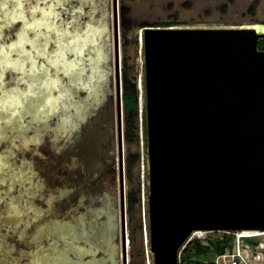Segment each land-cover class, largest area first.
<instances>
[{
    "label": "water",
    "instance_id": "95a60500",
    "mask_svg": "<svg viewBox=\"0 0 264 264\" xmlns=\"http://www.w3.org/2000/svg\"><path fill=\"white\" fill-rule=\"evenodd\" d=\"M111 11L120 139L117 0ZM138 37L153 264H179L195 232H264V24L142 27ZM119 167L122 190L121 150ZM121 240L126 264L123 202Z\"/></svg>",
    "mask_w": 264,
    "mask_h": 264
},
{
    "label": "rangeland",
    "instance_id": "374dc122",
    "mask_svg": "<svg viewBox=\"0 0 264 264\" xmlns=\"http://www.w3.org/2000/svg\"><path fill=\"white\" fill-rule=\"evenodd\" d=\"M41 2L43 0H0V21L7 22L9 26L17 15L22 14L23 16L28 11L29 17L33 19L32 22H41V17L45 19V12L47 11L44 10L49 9L51 0H48V4L44 2L41 4ZM36 3L39 4H37V10L33 12ZM87 4L93 5V8H90L92 11L90 14L91 21L83 32L77 31L76 35H72L71 41L73 44L86 49L87 58H91L94 55L92 46L98 42L97 49L104 51L101 58L104 60L105 65L113 67L114 42L111 0H97V2L87 0ZM1 8H3L2 11ZM117 8L121 78L123 77V72L126 71L127 77L134 80L137 90V115L130 133H128L132 142L128 144L123 138L122 146L123 168L124 166L126 168L127 160L133 163L129 168L128 177L125 173V195L129 193L138 200L129 210V213L126 212L125 214L126 264H153V256L149 252L148 240L147 197L149 190L145 112L144 109L142 111L140 109L139 98L141 96L138 90L139 77L141 75L143 77V62L139 38H137L138 33L143 26L153 24H170L175 25L174 27L177 28L241 27L251 21L264 24V0H117ZM52 10L57 11L55 9ZM123 10L127 12V25L130 27V30L125 35H123L121 29V11ZM52 19L56 18L52 17ZM61 23L62 21L58 20L55 26L50 23L45 28L46 30L50 29L54 34L67 31V27L62 28ZM0 27L4 28L5 24L0 23ZM13 28L20 29V24L15 23ZM13 28L8 31L11 32ZM36 30L35 32H37ZM4 32L2 31V33ZM44 35L46 33L42 32L41 36ZM36 38L38 39V37ZM57 46V48L39 47L37 49L40 50L39 55L55 54L49 60L56 62V70H49V76L55 77L56 82L64 85L63 94L66 95L67 87H70V85L68 86L69 82L72 84L71 80L68 81V84H65L66 80L62 77L64 68L61 67V64H66L64 59L67 49L63 44ZM1 47L0 41V53ZM29 53L32 55L31 51ZM71 59L73 58L71 57ZM36 65L37 67H44L45 63L42 61ZM47 71L45 68V71L42 72L44 78L47 77ZM73 79L74 76H72ZM121 81L123 80L121 79ZM75 97L76 99L77 97L79 99L82 98L85 101L86 95L82 91H77L75 92ZM75 105L77 104L72 106L75 107ZM51 110L39 112V121L42 120L40 124L43 123V126L39 122H33L34 125L29 129L20 125L8 128L5 130L6 137L4 136V139L0 142V264H74L76 262L75 257L78 254L75 252L76 249L69 244L67 236H70L69 238H73V240L80 241L77 228L71 227L70 229L68 226L64 227L62 223L58 222L59 217L62 215V213L59 214L57 212V208L60 206L57 199L60 197L55 196V193L51 196L50 193L53 192L54 187L59 182L61 183L60 189L63 190V181L65 178H72L78 173L76 166L85 157L82 155L81 158H74L75 156L71 152L69 159L62 158L65 152L61 147V139L59 137L55 138L57 140L55 144L56 140L54 141L50 135L52 125H50L49 121L50 115L47 113ZM59 110L58 108L56 114H59ZM37 111H39V108L33 110V112ZM75 112L77 113L74 117L75 119L71 121L69 119L70 122H66L69 128L76 127L81 119H84L85 115H87L84 110L80 111L77 109ZM103 120L108 127L109 123L106 118ZM16 124H19V122H16ZM40 129H42V132ZM124 130V124L122 123L123 133ZM106 135L105 133L103 139L104 148L102 149L101 145L97 150L105 158H108L107 156H109L111 149L108 147ZM30 136H32L33 142L28 141ZM103 143L101 141V144ZM87 147L90 149L88 150V155H90L94 148L90 147V144H87ZM49 148H54L58 152L55 166L51 163L53 160L49 157ZM92 160L90 158L88 163H85L88 166H84V173L91 166ZM29 163V168L26 169L24 166ZM65 166H69V168L64 170ZM77 195V193L71 195L70 200L72 201ZM82 203L84 205L83 201ZM117 228L119 231V218L116 223L110 220L104 221L101 232L100 230L98 232L97 229L94 232L101 234L100 238L102 241L98 242L107 246L105 254L108 253L109 259L111 260L112 258L114 264H122L120 243H118L119 249L114 254H111V249L109 248V245L113 244L112 241H114L113 237L117 233ZM91 235L95 236L96 234L93 233ZM64 236L67 239L64 240ZM89 236L87 232H84L81 235V239L85 240L86 244L88 242L94 243L92 239H89ZM208 236H212V233H193L181 248V251L188 242L194 239L202 240ZM96 245L98 248L101 247L99 243H96ZM95 246L93 248H96ZM91 254L96 256L94 252ZM213 259L214 256L209 254L206 257H202L200 261H212ZM93 260L109 264L106 258H103V260L94 258ZM93 260L88 258L84 262L77 261L76 263L90 264Z\"/></svg>",
    "mask_w": 264,
    "mask_h": 264
},
{
    "label": "flooded vegetation",
    "instance_id": "af4514ba",
    "mask_svg": "<svg viewBox=\"0 0 264 264\" xmlns=\"http://www.w3.org/2000/svg\"><path fill=\"white\" fill-rule=\"evenodd\" d=\"M94 1L97 2V0ZM90 8H93V5L86 4V6L82 7L81 11L78 13V19L83 21L84 23L82 25H79L76 31L83 32L85 30V27H87V25L91 21L90 14L92 13V11L90 10ZM2 10L3 8H1V11ZM44 11L48 10L45 9ZM28 13L29 12L26 11L24 13L25 15L23 16L22 14L17 15L15 17V20L10 22L9 26L7 22L0 21L1 24H5L4 28L0 27V30L2 29V31H5L4 33L0 31V37H11V39H9L6 43L2 39H0L2 46L0 53V71L7 69V71H2V74L5 78V83L3 90H0V142L2 139H4L6 133L5 130L8 128H13L17 125H20L23 128L29 129L32 125H34L33 122H39V124L42 122V120H40L41 122L39 121V112L43 111H32L30 113L24 112L20 105L23 104V93L31 90V85L28 82L30 77L25 73L33 70L38 73H42L46 68L48 70V74L47 77L44 78L43 83L46 85L45 91L47 92L48 97L52 102L49 105V109H52V114L50 115L49 120L50 125H52V128L50 129L52 130L50 131L51 138H53L54 141L57 139V137L61 139V147L65 152V155H63L62 157L63 159H69L71 157V152L75 156H73L74 158H81L82 155L83 157H85V159L83 158L84 160L82 162H79L76 166L78 168V173H76V175H74L72 178H65L62 187L63 190L60 189L61 183L59 182L57 183V186L54 187L53 192L50 193L51 196H53V194L55 193V196L57 195V197H60L57 199L60 205L57 208V212L59 214L62 213V215L61 217H59L60 219H58V222L62 223L64 227L68 226L70 229L71 227L77 228V234L80 238V241L73 240V238H69L70 236H67L69 244L74 249H76L75 252L78 254L77 257H75L76 262H84L88 258H90L91 260H93L94 258H101L102 260L103 258H106L109 264H114L112 258L111 260L109 259L108 253L105 254L107 246L105 244H102L101 242H98L101 240V234H98V232L99 230L101 232V227L104 221L110 220L116 223L119 218V231L117 228V233L113 237L114 241H112L114 245L110 244L109 248L111 249V254H114L119 249L118 243H120L122 258L121 263L123 264V250L121 240V205L123 202L125 226V214L126 212L129 213V210L132 208L130 207V203L136 199L129 193L125 195L124 191L125 173L128 177V171L130 168L128 166L130 162L127 160L126 168L125 166L123 168V138L124 141H126L128 144L130 142H128L127 139V137L129 136H127V128L122 103L123 85L121 86L120 91L121 130L119 139L117 105L118 96L116 93L115 85L114 63L113 67L105 65L104 60L101 58V55L103 56L104 51L101 49H97L98 42L92 46V49L93 47H95L93 49L94 55L91 58H87L86 49L72 43L71 40L73 34L71 28H67V31H63V35H60V32L54 34L49 29L50 35L47 37V39L42 38L43 36H41V34L43 31H41L40 26L37 28V32H35L34 30L31 31V28L28 27L29 24H32L28 21ZM2 15L4 16V14ZM15 23L20 24V29L13 28V25ZM62 25L63 21L61 23V26ZM23 27H26V30H28V32H23ZM10 28H13L11 29V32L8 31ZM64 28H66V26ZM36 35L40 36V38L38 37L37 39L35 37ZM12 43H16L18 47L16 49L8 47V45ZM61 44H63L67 49L65 51L66 56L64 59L66 61V64H61V67L64 68L62 77L66 81L71 80L72 84H74L72 85L70 82L69 84L67 83L68 86L70 85V87H67L66 95L63 94L64 85L62 87V85L59 84L60 82H56L55 77L52 78L51 76H49V70H56V62H52L49 60L50 58H53L55 54L53 55L49 53L46 55H39L40 50L37 49L39 47L57 48V45ZM108 48L109 45L107 47V51ZM30 51L32 52L33 56L29 53ZM19 52L25 53L26 56H18ZM2 55L4 56V59L2 58ZM71 57L73 59H71ZM23 59H30L31 63H24L23 65H21L18 61ZM42 61L45 63V66L37 67L36 64ZM21 67L24 69V71L20 70ZM65 73H67V75H65ZM119 73L121 81V79L123 80V77L121 78L120 62ZM21 76L24 77L23 80L18 79V77ZM72 76H74L73 80ZM14 78L17 79L15 81V84H12L11 82ZM121 82V84H123V81ZM19 87H21V89H19ZM71 88L73 89L71 90ZM14 89H18L19 91H15ZM77 91H82L86 95L85 101L82 98L79 99L78 97L76 99L75 92ZM32 99H34V97H32ZM73 104L77 105L73 107ZM58 108L60 109L59 114H56ZM77 109L80 111L84 110L87 115H85L84 119H81L76 127L69 128L67 127L66 122H70L72 119H75L74 117L77 115L75 110ZM13 112H15V115H12ZM104 118H106L107 122L109 123L108 127L103 120ZM16 122H19V124H16ZM122 123L124 124L125 128L124 133L122 131ZM40 125L43 126V123ZM65 129L66 131H64ZM40 131L42 132V129H40ZM105 133L107 134L106 141L108 147L111 149V151L109 152V156H107L108 158H105L97 150L101 147V145L102 149L104 148L103 139L105 137ZM28 141L33 142L32 136H30ZM101 141L103 144H101ZM56 142L57 140L55 141V144ZM87 144H90V147L92 146L94 148L93 150L91 149L92 152L90 151V155H88V150L90 149H88ZM72 148L74 152L72 151ZM49 149V157L51 158V160H53L51 163L55 166V159L56 157H58V152L54 148ZM120 150L121 172L123 180L122 190L120 187L119 170ZM90 158L93 159L91 161L92 164L88 167L89 169H87V172L84 173V166L87 165L85 163H88V159ZM63 161L65 162V160ZM29 165L30 163L24 167L28 169ZM67 168H69V166H65L64 170ZM75 193H77L78 195L74 197L72 202L70 200V196L74 195ZM82 201L84 202V205ZM95 229H97V233L94 232L96 231ZM84 232H87L90 235L89 239H92L94 243L88 242L86 244V241L81 239V235ZM93 233H95L96 235H91ZM63 238L64 240L67 239L66 236H64ZM96 243H99L101 247H96ZM94 246L96 248H93ZM124 250L126 260V249ZM93 252L96 254V256H93L91 254ZM76 262L74 264H78ZM90 264H103V261L93 260V262H90Z\"/></svg>",
    "mask_w": 264,
    "mask_h": 264
},
{
    "label": "snow or ice",
    "instance_id": "6c2138e0",
    "mask_svg": "<svg viewBox=\"0 0 264 264\" xmlns=\"http://www.w3.org/2000/svg\"><path fill=\"white\" fill-rule=\"evenodd\" d=\"M45 4H48V0H43ZM87 0H51V5L49 7V10L45 12V19L44 23H51L52 25H56L58 20L63 21V27L71 28L72 34H77V27L79 25H82L84 22L78 19V13L81 11L82 7L86 6ZM52 9H56L57 11H53ZM52 17H55L56 19H52ZM40 22H36L35 24H29L28 27L32 28L34 31L39 27ZM60 35H63V31L59 33ZM5 43L11 39V37L4 36L0 37ZM8 47L12 49H16L18 45L16 43H12L8 45ZM18 56H26L25 53L19 52ZM21 65L24 63H31L30 59H23L18 61ZM21 71H24V69L21 67ZM2 71H7V69H4ZM2 71H0V90H3L5 78L2 74ZM27 76L30 77L29 84L31 85V90L28 92L23 93L22 99L23 104L20 105L22 110L24 112H32L34 109L39 108L40 111H45L49 109V105L52 103L51 100L48 97L47 92L45 91L46 85L43 83L44 76L43 73H38L36 71H28L25 73ZM67 75V73H65ZM17 78H14L11 82L12 84H15ZM18 79L23 80L24 77H18ZM68 81H65V84H67ZM63 87V85H62ZM15 91H19L18 89H14ZM75 91V90H74ZM27 97V98H25ZM34 97V99H32ZM48 115H51L52 112L48 111ZM12 115H15V112L12 113Z\"/></svg>",
    "mask_w": 264,
    "mask_h": 264
},
{
    "label": "trees",
    "instance_id": "16d2710c",
    "mask_svg": "<svg viewBox=\"0 0 264 264\" xmlns=\"http://www.w3.org/2000/svg\"><path fill=\"white\" fill-rule=\"evenodd\" d=\"M174 26L175 25L170 24H153L143 27L161 28ZM121 29L123 35L130 30L129 25H127V12L124 10L121 11ZM259 49L264 50V40L259 41ZM122 103L128 136L137 115V90L134 80L127 77L126 71L123 72ZM127 139L128 142H131L129 137H127ZM132 164V162L129 163L128 167L132 166ZM136 201L138 200L135 199L133 202L136 203ZM133 202L130 203V207H132ZM229 241L230 237L221 232H213L212 236H208L202 240L194 239L188 242L181 251L180 264H188L191 262L196 264H213L212 261H200V259L209 254L215 256L224 252V250L228 247Z\"/></svg>",
    "mask_w": 264,
    "mask_h": 264
},
{
    "label": "built area",
    "instance_id": "2783aa9c",
    "mask_svg": "<svg viewBox=\"0 0 264 264\" xmlns=\"http://www.w3.org/2000/svg\"><path fill=\"white\" fill-rule=\"evenodd\" d=\"M221 233L227 234L230 241L224 252L214 256L213 264H264V232ZM180 253L181 250L179 264Z\"/></svg>",
    "mask_w": 264,
    "mask_h": 264
},
{
    "label": "bare ground",
    "instance_id": "6f19581e",
    "mask_svg": "<svg viewBox=\"0 0 264 264\" xmlns=\"http://www.w3.org/2000/svg\"><path fill=\"white\" fill-rule=\"evenodd\" d=\"M137 38H139V46H140V50H141V54H142V37H138L137 36ZM142 56V55H141ZM142 75L139 77V81H138V90H139V93H140V98H139V103H140V109H141V111H142V109H143V81H142ZM148 244V243H147Z\"/></svg>",
    "mask_w": 264,
    "mask_h": 264
}]
</instances>
